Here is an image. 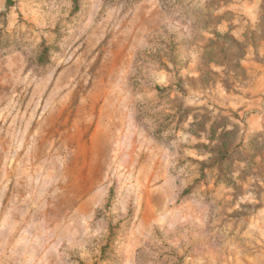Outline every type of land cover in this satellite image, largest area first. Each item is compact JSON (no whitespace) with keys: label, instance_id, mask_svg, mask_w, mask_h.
Segmentation results:
<instances>
[{"label":"rangeland","instance_id":"1","mask_svg":"<svg viewBox=\"0 0 264 264\" xmlns=\"http://www.w3.org/2000/svg\"><path fill=\"white\" fill-rule=\"evenodd\" d=\"M0 264H264V0H0Z\"/></svg>","mask_w":264,"mask_h":264},{"label":"trees","instance_id":"2","mask_svg":"<svg viewBox=\"0 0 264 264\" xmlns=\"http://www.w3.org/2000/svg\"><path fill=\"white\" fill-rule=\"evenodd\" d=\"M8 2H10V1H8ZM47 52H48L47 47H44L42 49L40 56H39V59H38L39 63L46 64L48 62V53Z\"/></svg>","mask_w":264,"mask_h":264}]
</instances>
